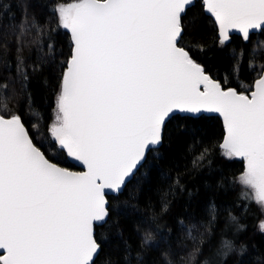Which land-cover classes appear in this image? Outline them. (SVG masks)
I'll list each match as a JSON object with an SVG mask.
<instances>
[{
    "label": "snow or ice",
    "instance_id": "1",
    "mask_svg": "<svg viewBox=\"0 0 264 264\" xmlns=\"http://www.w3.org/2000/svg\"><path fill=\"white\" fill-rule=\"evenodd\" d=\"M5 6L0 0V12ZM189 7H195L193 0H75L58 8L70 46L47 134L50 147L83 170L69 171L48 157L9 109L3 84L0 108L9 115H0V264H95L102 251L95 230L125 211L118 204L110 207L106 197L110 192L119 198L148 154L163 143L172 120L182 121V131L188 132L205 114H218L224 127L219 148L225 157L245 162L243 182L255 189L264 208V63L258 71L254 63L256 55L264 57V46L248 53L249 67L257 73L250 84L222 83L179 46ZM203 8L215 18L222 44L230 30L242 33L245 42L250 30L264 32V0H203ZM25 31L21 26L18 40ZM5 46L0 25V48ZM47 47L54 52V45ZM234 55L239 78L244 53ZM41 67L33 65V71ZM16 68L26 82L27 68L19 57ZM210 151L203 146L195 166ZM166 180L167 187L159 189L164 212L179 186L171 177ZM210 214L214 219V208ZM158 219L155 214L142 221L146 226L140 229L135 259L125 242L120 260L109 264H143L144 250L159 248L163 240L153 227ZM178 224L191 243L185 264L204 256L206 246L210 254L198 264H215L214 257L232 250L224 241L212 252L211 221ZM259 230L264 234V221ZM164 256V264H174L170 251Z\"/></svg>",
    "mask_w": 264,
    "mask_h": 264
},
{
    "label": "trees",
    "instance_id": "2",
    "mask_svg": "<svg viewBox=\"0 0 264 264\" xmlns=\"http://www.w3.org/2000/svg\"><path fill=\"white\" fill-rule=\"evenodd\" d=\"M74 1L5 0L6 6L0 12L6 45L0 48L3 53L0 94L4 93L2 85L6 83L9 109L21 117L33 139L44 145L48 157L70 170L78 169L68 161L65 153L50 147L47 133L54 118L61 64L67 58L70 46V35L59 26L56 17L57 7ZM194 4L195 7H189L183 17L184 30L179 46L203 65L213 78L233 87L241 84L246 87L257 74L249 67L248 53L264 46V32L251 34L247 42L239 35H232L222 44L214 22L203 11V3L196 0ZM21 26L27 31L18 40ZM49 44L55 46L54 52L47 47ZM241 51L244 56L237 78L234 54ZM18 57L27 68L29 79L26 82L17 73ZM254 63L258 71L264 57L256 55ZM33 65L42 67L34 72ZM0 115L7 117L9 112L0 108ZM183 128L182 121H169L163 143L148 154L144 166L128 182L119 198L107 196L110 207L118 204L125 211L118 217L114 215L109 225L95 230V237L102 245L95 264L119 261L125 242L135 259L139 236L143 235L140 229L146 226L142 221L155 214L159 219L153 227L163 233V240L159 241V248L144 250L143 264H164L165 251H170L169 258L174 264H185L191 243L180 231V220L205 224L211 221L213 253L220 249L222 242L231 244L232 250L227 256L214 257L215 264H264V234L259 230L264 220V208H261L253 188L241 179L245 171L244 161L225 157L219 148L224 139L221 120L205 116L191 124L190 131L184 132ZM203 146H209L211 151L208 159L197 167L194 162ZM167 177H171L174 184L178 181L179 186L169 195L168 210L164 212L159 189L167 187ZM213 208L214 219L210 214ZM209 254L206 246L204 256L196 257L191 264H198Z\"/></svg>",
    "mask_w": 264,
    "mask_h": 264
},
{
    "label": "water",
    "instance_id": "3",
    "mask_svg": "<svg viewBox=\"0 0 264 264\" xmlns=\"http://www.w3.org/2000/svg\"><path fill=\"white\" fill-rule=\"evenodd\" d=\"M196 0H193V2H195ZM199 1H201L202 3H203V0H199ZM203 11H204V13L206 14V15H208V16H210L211 17V19H212V21L214 22V25H215V27H216V30H217V36H218V39L220 40V41H222V37H220V35H219V26H218V24L215 22V18L214 17H212L211 16V14L210 13H207L206 12V10L203 8ZM68 32V31H67ZM250 32H251V34H257V33H259L260 32V30L259 29H254V30H250ZM69 33V32H68ZM69 35H70V33H69ZM232 35H239V36H241L242 37V33H239L237 30H230V36H232ZM230 36H229V38H230ZM227 42V41H226ZM205 116H215V117H218L220 120H221V122H222V118H220L219 116H218V114H205ZM222 126H223V123H222ZM26 129V128H25ZM223 130H224V127H223ZM66 154V153H65ZM67 156V155H66ZM67 159H68V161L69 162H71L75 167H77V169L78 170H70V169H67V168H65V169H67V170H69V171H73V172H79V171H82L83 170V167L81 166V165H79V162L78 161H75V160H73L71 157H68L67 156ZM59 166V165H58ZM61 167V166H60ZM64 168V167H63ZM132 179V178H131ZM107 191V190H106ZM109 195H112L110 192H109V194H108V196ZM106 199H107V197H106Z\"/></svg>",
    "mask_w": 264,
    "mask_h": 264
},
{
    "label": "rangeland",
    "instance_id": "4",
    "mask_svg": "<svg viewBox=\"0 0 264 264\" xmlns=\"http://www.w3.org/2000/svg\"><path fill=\"white\" fill-rule=\"evenodd\" d=\"M74 2H75V1H74ZM74 2H71V3H74ZM71 3H68V4H71ZM64 5H65V4H64ZM61 6H63V5L58 6V7H57V10H58V8L61 7ZM56 101H57V100H56ZM55 108H56V103H55L54 110H55ZM55 115H56V113H55V111H53V116H54V118H55ZM54 118H53V120H54ZM53 120H52V122H53ZM52 122H51L49 125H51ZM235 158L240 159V158H238V157H235ZM244 163H245V162H244ZM245 172H246V166H245V171L243 172V174H242V176H241L242 181H243V176H244V173H245ZM253 190H254L255 195H256V197H257V199H258V196H257V193H256L255 189H253ZM263 221H264V220H263ZM260 226H261V224H260Z\"/></svg>",
    "mask_w": 264,
    "mask_h": 264
}]
</instances>
